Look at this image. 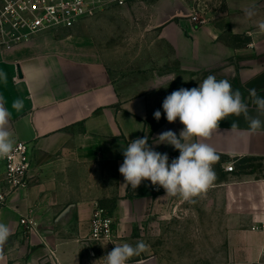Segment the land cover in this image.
<instances>
[{
  "label": "crops",
  "instance_id": "crops-1",
  "mask_svg": "<svg viewBox=\"0 0 264 264\" xmlns=\"http://www.w3.org/2000/svg\"><path fill=\"white\" fill-rule=\"evenodd\" d=\"M177 12L176 0L120 6L109 18L40 32L0 53V105L11 114L8 130L14 142L30 143L35 167L30 189L0 209V222L11 231L0 264H104L102 258L115 245L139 241L146 250L128 264H198L190 256L184 262L164 256L171 247L164 242L163 223L192 217L178 215L186 201L160 199L165 195L151 193L148 180L135 190L125 185L119 172L123 149L148 136L153 150L168 156L177 151L156 140L167 130L179 136L184 127L178 118L166 120L163 100L180 88L198 87L208 75L228 80L245 99L250 89L264 96V33L258 28L264 0H225L224 9L211 10V20L203 25ZM18 100L23 102L19 110L13 107ZM249 116L264 121L251 103ZM206 142L219 160L264 161V128L250 132L243 115L220 121ZM224 183L218 187H225L220 190L228 192L233 211L242 205L248 209L232 213V222L264 220V210L257 208L264 206V178ZM96 204L113 213L112 243L89 239ZM169 207L177 212L165 214ZM22 217L35 221V229L28 230ZM208 226L189 235L200 238V264H264V232ZM184 249L192 253V245ZM210 255L216 260L210 262Z\"/></svg>",
  "mask_w": 264,
  "mask_h": 264
},
{
  "label": "clouds",
  "instance_id": "clouds-1",
  "mask_svg": "<svg viewBox=\"0 0 264 264\" xmlns=\"http://www.w3.org/2000/svg\"><path fill=\"white\" fill-rule=\"evenodd\" d=\"M246 15H254L253 10H246ZM258 28L264 33V21L258 23ZM249 103L264 114V96L250 89L245 99L238 89L232 88L228 80H217L214 75H208L198 87L173 91L163 100V113L169 123L178 118L184 127L179 136L167 130L159 134L156 140L158 144L173 146L179 151V156L169 163L167 153L162 154L149 146L148 136L132 140L123 149L124 160L119 167L124 184L135 190L142 181L148 180L153 186L165 190L166 195L160 199L176 197L195 202V198L205 193L217 178L213 165L220 156L206 141L218 129L219 122L230 116L243 115L248 121L250 132L256 133L264 128V121L249 116ZM22 106V101L13 103L17 110ZM10 115L0 105V159L9 157L14 150L12 133L8 130ZM154 118L159 121L160 110L154 112ZM237 127V123L233 122L231 129ZM10 235L8 225L0 222V259L3 258V247ZM146 247L143 241L137 242L135 246L129 243L115 245L102 260L104 264H128L133 257H139Z\"/></svg>",
  "mask_w": 264,
  "mask_h": 264
},
{
  "label": "built area",
  "instance_id": "built-area-1",
  "mask_svg": "<svg viewBox=\"0 0 264 264\" xmlns=\"http://www.w3.org/2000/svg\"><path fill=\"white\" fill-rule=\"evenodd\" d=\"M106 1L125 6L131 0H0V53H7L31 41L40 32L72 29L84 19L94 16ZM193 19L201 24L207 23L206 19L200 21L198 16ZM13 149L9 157L0 159V209L8 206L13 195L28 191L35 180L30 143L15 141ZM178 156L177 150L169 156V163ZM221 166L229 174L236 172L235 161L221 163ZM220 185L216 178L207 191ZM150 192L166 195L162 187L152 184ZM184 202L182 199L178 201L181 204ZM173 211L177 212V209ZM21 223L28 230H34L37 225L27 217H22ZM114 226L112 211L96 204L89 223V239L112 243L115 237ZM253 230H264V224L254 226Z\"/></svg>",
  "mask_w": 264,
  "mask_h": 264
},
{
  "label": "rangeland",
  "instance_id": "rangeland-1",
  "mask_svg": "<svg viewBox=\"0 0 264 264\" xmlns=\"http://www.w3.org/2000/svg\"><path fill=\"white\" fill-rule=\"evenodd\" d=\"M143 1L147 0H131L127 5H125V7H134L138 4H142ZM224 1L225 0H176V5L178 9L177 13L178 15L188 16L192 19L194 23H197L198 25H203L199 21L194 20V16H198L200 21L206 19L208 23L211 20L209 18L210 16H208V13L214 9L223 10ZM119 8L120 6L115 5L110 1H106L103 7L97 10V13L94 16L89 17L85 20L96 18H101L103 20L104 18H109L108 15H110L112 11H117V9ZM129 16L131 15H127V17ZM219 161L220 162L218 164L220 165L221 163L227 164V162L235 161L237 172L233 173L232 175H221L220 171L223 172V167H218V164H214V170L216 172L217 181L221 183V185L224 182L226 184L236 182L239 177L242 178L245 176H247L248 178H252V180L255 178H264V161L262 159L249 158L243 161H236L233 159H222ZM219 168H221L220 171ZM222 188L225 187H218L215 190L206 191L205 193L196 197L195 202H185V206L183 204L184 207H180L178 215L182 216L189 213L192 215V217H188L183 220L173 221L172 223H163V229L166 232L164 236V242H166L168 246L171 247L169 249L171 251V254H169L167 250L164 252V256L166 257V259L184 262L185 257L187 256L188 258L190 256L192 257V262L200 264L203 258L199 252L201 244L200 238L193 237L192 239H190L189 235L191 231H193V235L196 234L195 231H199L202 225L204 226L208 224L209 229H216V226H219V229H224L225 232H227L228 229H230L234 225H238L242 228H250L251 230V227L253 229L254 226L264 224V220L256 222L242 220L240 221L241 223L232 222L230 220V215L232 213L238 212L241 215L247 214L248 209L246 206L242 205L240 207L235 208V210L233 211V208L228 204V192L225 191V189L220 190ZM218 189L220 191L216 192V190ZM177 199L180 200L179 198ZM257 208L261 209V211L264 210V206ZM170 212L173 213L174 211H172V209L170 208L165 212V214H168ZM207 220L208 222H206ZM259 232H264V230H261ZM149 240L152 241L151 236ZM185 244L192 245V253L186 254V252H184ZM211 260H216V256L210 255L209 261L211 262ZM227 260L228 257L227 255H225V261Z\"/></svg>",
  "mask_w": 264,
  "mask_h": 264
},
{
  "label": "water",
  "instance_id": "water-1",
  "mask_svg": "<svg viewBox=\"0 0 264 264\" xmlns=\"http://www.w3.org/2000/svg\"><path fill=\"white\" fill-rule=\"evenodd\" d=\"M19 73H20V70H19ZM20 76H22V74L20 73Z\"/></svg>",
  "mask_w": 264,
  "mask_h": 264
}]
</instances>
